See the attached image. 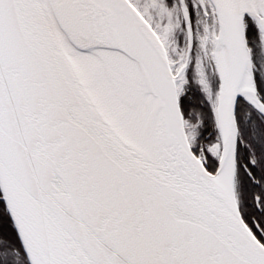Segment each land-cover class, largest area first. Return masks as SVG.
Returning <instances> with one entry per match:
<instances>
[{
	"label": "snow or ice",
	"instance_id": "obj_1",
	"mask_svg": "<svg viewBox=\"0 0 264 264\" xmlns=\"http://www.w3.org/2000/svg\"><path fill=\"white\" fill-rule=\"evenodd\" d=\"M0 264H264V0H0Z\"/></svg>",
	"mask_w": 264,
	"mask_h": 264
}]
</instances>
